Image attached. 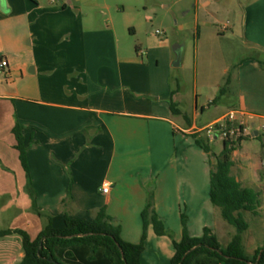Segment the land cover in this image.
Segmentation results:
<instances>
[{
	"label": "crops",
	"instance_id": "0c3cea01",
	"mask_svg": "<svg viewBox=\"0 0 264 264\" xmlns=\"http://www.w3.org/2000/svg\"><path fill=\"white\" fill-rule=\"evenodd\" d=\"M47 1L0 0V56L9 62L7 75H0V215L17 218L21 224L4 229H24L36 238L50 220L62 227L66 213L93 219L105 206L113 223L121 225L122 237L139 243L144 234L142 211L151 190L168 234L158 235L152 224L148 226L142 263L171 264L174 241L183 238L184 212L210 210L213 221L204 222L203 230L210 227L215 232L220 221L210 198L216 160L207 159L209 153L191 138V129L198 127V106L192 119L186 115V126L181 118L185 113L176 106L178 113L174 112L168 96L161 94L154 103L125 84V69L145 66V52L141 47L136 56L121 52L119 26L113 19L105 12L83 10L99 7L98 1L69 0L70 6ZM165 2L174 16L189 18L181 30L198 27L203 12L218 19L216 15L225 11L229 20L218 31L240 38L253 50L247 57L234 49L222 51L214 94L218 96L229 75L230 83L218 102L232 101L228 112H241L246 131L232 154V174L244 187L264 195V0ZM123 26L137 32L126 19ZM97 33L105 39L95 37ZM90 44L97 45V54L89 55ZM152 103L151 109L145 105ZM17 123L23 126L41 214L33 207L16 148ZM200 136L210 146L220 138ZM105 182L111 185L107 193L102 190ZM188 230L197 236L189 222ZM20 241L17 233L0 237V264L5 258L12 260L10 264L20 263L24 256Z\"/></svg>",
	"mask_w": 264,
	"mask_h": 264
},
{
	"label": "rangeland",
	"instance_id": "374dc122",
	"mask_svg": "<svg viewBox=\"0 0 264 264\" xmlns=\"http://www.w3.org/2000/svg\"><path fill=\"white\" fill-rule=\"evenodd\" d=\"M41 1L48 3L46 0ZM62 1L68 4L69 0H55L54 6H61ZM96 1L99 2V7H86L83 10L94 14L105 12L106 16L113 19L114 23L119 26L118 38L121 52L136 56L137 47H141L145 52L142 56L146 61L145 66L135 67L133 65L129 72L128 69H125V84L131 85L134 90L141 91L146 95L145 98L154 103L157 102V96L161 94L168 96L170 105L174 103L181 112L185 113L181 118L186 126V115L188 114L189 118L192 119L197 106V126L199 128L222 116L233 107L232 101L210 102V99L213 101L220 95L219 93L217 96L214 92L219 83L217 76L220 72L221 53L224 50L226 53H232L231 50L234 49L238 56L247 57L253 53V50L243 45L240 38L229 34L223 36L218 31V27L229 20L225 11L216 15L218 19L203 12L198 27L181 30L180 25L188 22L189 18L183 19L181 15L174 16L173 10L167 6L166 0ZM68 5L70 6V4ZM125 19L133 23L137 32L131 33L123 26ZM206 21L211 22V24L207 25ZM95 37L105 39L103 33H97ZM177 44L182 45L183 50L182 63L179 66L174 65L176 59L174 47ZM110 45L111 50L108 51L113 56V46ZM95 46L97 47L95 44H90V56L97 54ZM108 51L107 49L104 50V47H100L101 53L108 54ZM109 59L107 60L109 61ZM110 62L113 64L115 60L111 59ZM154 103L145 105L151 109L150 106L153 108ZM201 107H204V111H201ZM201 135L208 136L206 131L201 132ZM191 138L194 137L191 136ZM211 146L212 151L221 152L224 146L223 139L220 137ZM206 158L214 160L210 154ZM1 205L2 201H0V207ZM184 213L187 215V222L190 224L191 231L198 237L204 233L203 223L208 220L213 221L212 212L203 207L196 211ZM242 213L249 223V228L243 236V244L246 253L252 256L256 249L264 244V195L259 197V207L256 214L246 210H243ZM219 214L220 221L215 232L222 246L225 247L236 229L222 217L220 209ZM11 225L19 226L21 224L19 219L1 214L0 229L8 228ZM20 244L22 247L21 241ZM14 257L15 259L18 258L17 251L14 253ZM19 259L21 260V258ZM11 262L12 260L7 258L3 260V264H10Z\"/></svg>",
	"mask_w": 264,
	"mask_h": 264
},
{
	"label": "trees",
	"instance_id": "16d2710c",
	"mask_svg": "<svg viewBox=\"0 0 264 264\" xmlns=\"http://www.w3.org/2000/svg\"><path fill=\"white\" fill-rule=\"evenodd\" d=\"M262 62L264 63L263 60ZM230 80L228 75L220 95L212 103L217 102L225 93ZM172 110L178 113L174 103ZM13 132L20 160L27 172L33 207L41 214L37 208V193L31 180L23 126L17 123ZM191 135L196 143L216 160L212 163L210 175V198L214 206L220 209L222 217L235 227L236 232L225 247L210 227H205L202 236H192L188 230L187 215L183 213V238L179 242L174 241L176 253L171 264H264V244L258 247L252 256L246 253L243 244V236L249 228V223L242 211L257 213L260 192L253 187H244L232 174L235 165L232 154L239 145L232 147L224 140L222 151L216 154L212 152L208 139L197 133ZM142 218L144 234L139 243L126 241L122 237L121 225L113 223L114 218L107 213L105 206L99 209L93 219L74 218L66 213L62 227H55L50 220L36 238H32L26 230L20 228L0 229V237L13 233L22 237L24 256L19 264H143L142 253L148 226L152 224L158 235L168 234L155 209L154 193L151 190L148 193L147 205L142 211Z\"/></svg>",
	"mask_w": 264,
	"mask_h": 264
},
{
	"label": "built area",
	"instance_id": "2783aa9c",
	"mask_svg": "<svg viewBox=\"0 0 264 264\" xmlns=\"http://www.w3.org/2000/svg\"><path fill=\"white\" fill-rule=\"evenodd\" d=\"M9 62L5 56H0V75L6 76L8 73ZM241 112L238 110H232L219 118L217 121L212 122L204 127H193L192 133L201 134L206 131L209 138L221 137L227 140L232 147H237L243 138H245L246 131L244 128V122L240 118ZM111 185L109 182H105L102 188L103 192L110 191Z\"/></svg>",
	"mask_w": 264,
	"mask_h": 264
},
{
	"label": "water",
	"instance_id": "95a60500",
	"mask_svg": "<svg viewBox=\"0 0 264 264\" xmlns=\"http://www.w3.org/2000/svg\"><path fill=\"white\" fill-rule=\"evenodd\" d=\"M174 49L176 52V59L174 61V65L179 66L182 63V56H183L182 45L177 44L175 45Z\"/></svg>",
	"mask_w": 264,
	"mask_h": 264
}]
</instances>
